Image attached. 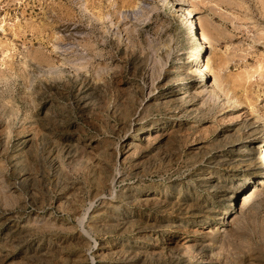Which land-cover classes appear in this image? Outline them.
Instances as JSON below:
<instances>
[{"label": "rangeland", "instance_id": "1", "mask_svg": "<svg viewBox=\"0 0 264 264\" xmlns=\"http://www.w3.org/2000/svg\"><path fill=\"white\" fill-rule=\"evenodd\" d=\"M263 146L264 0H0V264H264Z\"/></svg>", "mask_w": 264, "mask_h": 264}, {"label": "bare ground", "instance_id": "2", "mask_svg": "<svg viewBox=\"0 0 264 264\" xmlns=\"http://www.w3.org/2000/svg\"><path fill=\"white\" fill-rule=\"evenodd\" d=\"M179 5V10H182L184 13L188 14V15H191L190 19L187 21L186 23V28L188 30V32H195V34L198 35V29H197V22L195 20V16L192 15V12L190 9L188 8H184L183 4L182 3H177ZM178 7V6H177ZM176 7V8H177ZM202 33V32H201ZM198 37V36H197ZM200 41H202L200 44L202 47H205V49L208 47L207 45V39L206 37L201 34V36L199 37ZM196 49V48H195ZM191 60L194 62L195 64V77L197 78V81L200 83V84H206L208 83V80H207V77H206V72H207V64H205V62L202 60L201 56L200 55H197L195 54L194 55H191ZM252 137V136H251ZM264 147V146H263ZM263 150V149H262ZM263 152V151H262ZM262 183H264L261 178L258 179V183H257V186L258 185H261ZM259 191V190H258ZM254 194V193H253Z\"/></svg>", "mask_w": 264, "mask_h": 264}]
</instances>
